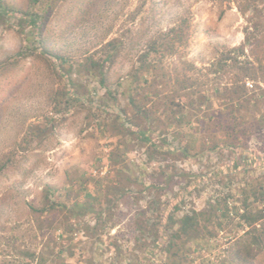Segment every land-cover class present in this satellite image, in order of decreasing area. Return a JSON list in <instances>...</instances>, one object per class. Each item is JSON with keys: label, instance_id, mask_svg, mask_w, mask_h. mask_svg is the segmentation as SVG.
Instances as JSON below:
<instances>
[{"label": "rangeland", "instance_id": "374dc122", "mask_svg": "<svg viewBox=\"0 0 264 264\" xmlns=\"http://www.w3.org/2000/svg\"><path fill=\"white\" fill-rule=\"evenodd\" d=\"M53 1L47 11L43 10L46 0L35 4L30 0H0V264H141L147 254L144 246L152 245V234L158 232L167 214H174L176 220L192 211L206 212L220 199L227 201L228 208H241L245 190L252 195L258 193L259 186L264 187V152L255 150L264 132L248 138V152L255 153V157L251 154L249 159L244 158L233 171L228 169L233 155L227 150L214 154L201 151L207 127L195 132L191 127L195 112L191 109L183 110L180 124L170 118L169 108L151 109L157 118L154 120L152 115L153 127L174 124L161 128L169 144L180 140L182 145H191L189 157L178 161L163 156L148 163L147 147L138 145L134 135L119 132L121 119L114 122L120 111H129V97L145 102L143 97L149 90L133 82L143 76L137 71L139 58L154 31L169 29L186 19L188 38L177 50L187 62L204 69L218 53L243 42L244 30L250 23L239 12L238 0ZM253 4L259 8L260 0ZM3 8L42 16L39 27L43 43L72 64L74 93L70 99L65 78L43 58L30 53L37 47L31 26L20 14L10 16ZM143 30L146 32L142 40L122 51L108 68L107 90L101 89L85 69L77 67L78 62L100 57L101 46L111 39L128 43L129 31L135 34ZM246 55L253 60L248 49ZM162 61L168 73L183 70L175 57L165 55ZM107 91L112 97L106 95ZM102 98H106L108 109L117 108L116 115L99 109ZM157 131L150 133L153 140L160 137ZM109 153L119 156L117 169L126 173L123 179L129 174L136 183L131 187L133 193L150 185L167 189L157 195L164 204L151 205V191L128 195L114 203L112 195L111 204L108 201L100 207L103 214L98 220L93 213L70 219L79 229L72 236L57 232L56 223L63 219L57 211L32 213L31 207L41 208L45 187H53L51 192L57 201L64 200L68 191L69 201H81L83 186L72 180L82 177L91 185L88 189L92 188L93 178L112 171ZM173 173V187L166 188L164 181ZM247 204L251 212L257 207L264 209L250 200ZM94 210L99 212L96 204ZM139 210L148 213L134 218ZM219 219L212 213L204 217L200 227L205 228L191 241L173 239L168 248V240L164 239L162 247L155 249L144 264H264V248L258 251L247 246V227H240L237 219L216 225ZM138 223L144 225L141 232L136 229ZM262 230L264 244V220ZM32 253L33 262L28 259Z\"/></svg>", "mask_w": 264, "mask_h": 264}, {"label": "trees", "instance_id": "16d2710c", "mask_svg": "<svg viewBox=\"0 0 264 264\" xmlns=\"http://www.w3.org/2000/svg\"><path fill=\"white\" fill-rule=\"evenodd\" d=\"M30 1L35 4L40 0ZM46 1L47 4L43 10L47 9L48 11L54 1ZM237 3L239 12L250 23L249 27L244 30L243 42L237 47L224 49V51L218 53L216 60L204 69H198L193 63L187 62L183 53L177 50L178 47L185 45L188 38V22L186 19H182L169 29L154 31L145 44L144 54L139 58L140 63L137 68V71L142 72L143 76L136 78L133 83L143 84V88L149 90V92L144 94L143 100L145 102L142 101L143 103L137 102L133 97H129L127 99L129 111L126 109L120 111L114 122L117 123L121 119L119 132L121 133L122 131L123 133L125 131L128 135H134V139L139 143L138 145L147 147L145 158L148 163L163 156L174 158L175 161L186 159L189 157L187 153L191 148L188 143H183L182 145V141L177 140L176 137L177 144L174 145V143L169 144L167 142V137L161 128L174 126L172 122L156 127L152 126V115L154 120L157 121V118L154 116L156 114L155 111L152 112L151 109L156 106L163 109L169 108L172 114L170 118L178 124L184 120L183 110L185 108L194 111L195 120L191 127L195 132L207 127L201 151L214 154L227 150L234 156H232V162L231 165H228V169L236 170L240 161H243L244 158L247 160L250 158L249 155L255 154L248 152L247 144L248 138L264 132V91L262 89V85H264V0H260L259 8L254 6V0H238ZM1 10L10 16L20 14V18L26 20L31 26L33 34H35L34 42H36L37 47L31 48L30 53L43 58L52 70L65 78L66 85L68 84L70 87L69 91L66 89V94L70 99L74 93L71 79L72 64L69 63L67 58L54 54L49 50V46L43 43L44 39L40 34L41 29L39 27L42 22V16L7 10L6 8ZM143 31L135 32V34L129 31L130 35H127L129 37L128 43L120 38L111 39L101 46L100 57L95 58L93 56L87 62L85 60L82 63L78 62L76 64L77 67L85 69V73L94 77L101 89L107 90L108 68L112 67L122 51L132 49L142 40L146 32ZM256 48H259L260 55V52L255 53ZM247 49L251 53L253 60H250L249 56L246 55ZM150 55L153 57L150 61H147ZM165 55L175 57L183 66V70H174L170 71V73L165 71L164 63L166 62L162 61ZM209 76L212 77L208 79ZM202 78L205 80H201ZM208 90L212 92L210 95L207 93ZM106 95L112 97L109 91L106 92ZM213 98L214 101L212 100ZM102 102L99 109L116 115L118 112L116 107L111 110L108 109L106 98H102ZM187 124L190 125L189 122ZM204 126L206 127L203 128ZM155 130L159 131L160 137L158 136L157 139L153 140L150 137V133ZM200 133L202 134V132ZM259 144L258 149L256 148L255 150L264 152L263 136ZM251 157L254 158L255 155H251ZM118 160L119 156L112 153L108 154V162L112 171L103 177L93 178L92 188L88 189V186L91 185L86 183L87 181L82 177L79 178L80 180H72L74 183L81 182V186H83L85 193L81 201L78 199L69 201V191L63 195L64 200L57 201L54 198V192H51L53 187H45L43 190V204L39 209L31 207L32 213L43 215L57 211L59 216L63 218L56 223L57 232L59 231V234L61 233L63 236H72L77 234L79 229L77 225L70 223V219L77 220L81 216L93 213L96 220H98L103 214L100 207L108 201L111 204L112 195L115 197L112 200L114 203L120 202L128 195L133 196L135 194L137 196L142 192L151 191L150 204H160L162 206L164 203L157 199V195L160 194V191L167 189H156L157 187L153 188L150 185L149 188L143 187V189L135 190L133 193L131 187L136 185V183L132 181L129 174L125 180L123 179V174L126 173L117 169V165L120 164ZM121 164H125V162L121 161ZM1 168L0 166V172ZM174 176L175 173L165 179L166 188L170 187L171 189L173 187ZM69 187L73 186L70 185ZM180 189L183 190L184 188L180 187ZM258 189V193L254 192L252 195H248L245 190L241 208L236 206L228 208L227 201L220 199L219 201L221 202L216 201L214 205H210L209 211L206 212L192 211L176 220L173 219L174 214H167L163 225L159 224L160 227L158 225V232L156 231L155 234H152L154 237L150 243L152 245L150 247L143 245L147 254L141 264L146 263L150 259V255L155 249L159 248V246L162 247L164 239L168 240V248H170L169 245L173 239L186 238L189 241L196 239L198 234H200V230L205 228L200 227V222L211 213L212 217L217 216L220 218L216 225H220L226 219H237L240 222L238 223L240 227H247L245 234H247L248 248L253 247L258 251H262L264 248L262 238L264 209L259 210V207H257L251 212L249 209L251 205L247 204V201L250 200L252 205L256 202V204H262L264 208V187L259 186ZM179 191L177 195H179ZM101 200H103V203L100 202ZM94 204L98 207L99 212L94 210ZM164 210L165 208L161 210L162 214L158 215L160 220H162ZM240 210H242L241 214L239 213ZM140 213V210L137 211L134 218L138 217ZM147 213V210L143 211L141 217H145ZM208 222L211 223L209 218ZM143 226L138 223L137 231H143ZM62 235L59 236L62 237ZM59 254H62L61 250ZM34 256L33 253L29 254L28 259L32 260L31 262L35 261ZM37 264L41 263L37 262Z\"/></svg>", "mask_w": 264, "mask_h": 264}]
</instances>
